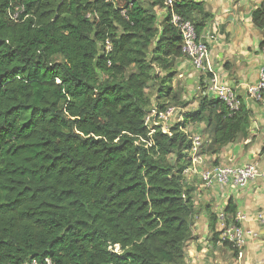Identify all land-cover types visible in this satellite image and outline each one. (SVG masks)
I'll return each instance as SVG.
<instances>
[{"label":"trees","instance_id":"1","mask_svg":"<svg viewBox=\"0 0 264 264\" xmlns=\"http://www.w3.org/2000/svg\"><path fill=\"white\" fill-rule=\"evenodd\" d=\"M194 12L208 16L189 0H0V264L185 263L187 126L203 123L200 153L216 155L251 121L201 83L183 123L147 127L154 108L188 107L174 85L185 57L172 14L201 37ZM253 24L264 31V4Z\"/></svg>","mask_w":264,"mask_h":264},{"label":"crops","instance_id":"2","mask_svg":"<svg viewBox=\"0 0 264 264\" xmlns=\"http://www.w3.org/2000/svg\"><path fill=\"white\" fill-rule=\"evenodd\" d=\"M182 1V0H181ZM200 4L204 14L194 12L202 23L200 39L209 46V62L221 85L232 87L250 111L248 129L216 155L200 154L201 164L185 174L186 186L193 190L195 214L193 238L187 244L184 264H264V178L259 177L243 188H230L222 184L207 186L202 171L213 166H245L256 164L264 172V106L248 96V87L257 83L264 66V31L253 24V14L264 0H189ZM160 19L167 10L158 8ZM175 90L181 93L188 107L180 115L171 117L169 127L183 123V114L199 106L197 91L200 73L189 60L176 62ZM171 108V107H170ZM169 109V108H168ZM191 136L205 140V125L189 124ZM218 160V165L214 161ZM229 202L235 214L227 213ZM217 218L215 231L212 218ZM238 222L246 234L243 255L231 250L220 236L228 226Z\"/></svg>","mask_w":264,"mask_h":264},{"label":"built area","instance_id":"3","mask_svg":"<svg viewBox=\"0 0 264 264\" xmlns=\"http://www.w3.org/2000/svg\"><path fill=\"white\" fill-rule=\"evenodd\" d=\"M110 2L114 0H108ZM166 7H173L181 0H162ZM172 24L179 29L182 36V54L185 59L189 60L192 66L200 73V79L197 91H200L201 83L207 88V94L217 97L224 101L232 111H238L243 103L239 99L235 90L226 85H221L216 77H211L213 73L209 62V46L200 39L194 24L178 14H172ZM108 49H110L108 43ZM248 96L264 106V66L259 71V79L257 83L248 87ZM176 108L171 107L167 111L162 112L157 108L146 117V125L149 129L161 126L163 131H169L168 124L174 115ZM192 147L190 150L192 165L185 171V174L195 169L201 164L200 151L203 146L201 136H191ZM203 181L207 186L214 184H222L230 188H243L259 177L264 178V172H260L256 164H247L245 166H213L211 169L202 171ZM220 241L229 242L241 257L242 249L246 243V234L238 222L228 226L221 234ZM118 250V249H117ZM26 264H41L37 260H33ZM44 264H52L50 259H46Z\"/></svg>","mask_w":264,"mask_h":264},{"label":"rangeland","instance_id":"4","mask_svg":"<svg viewBox=\"0 0 264 264\" xmlns=\"http://www.w3.org/2000/svg\"><path fill=\"white\" fill-rule=\"evenodd\" d=\"M156 86H153V87L151 86L150 89H149V94L152 95L153 100H155V98H156V95H155ZM180 112H181V108L177 107V111H176L174 117L177 116V115H180ZM170 124H173V123H170Z\"/></svg>","mask_w":264,"mask_h":264}]
</instances>
